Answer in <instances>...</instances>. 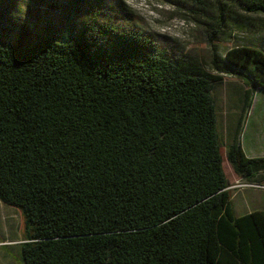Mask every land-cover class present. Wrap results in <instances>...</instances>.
Here are the masks:
<instances>
[{"label":"trees","instance_id":"1","mask_svg":"<svg viewBox=\"0 0 264 264\" xmlns=\"http://www.w3.org/2000/svg\"><path fill=\"white\" fill-rule=\"evenodd\" d=\"M130 15L123 0H0V202L31 226L22 264H264V210L234 214L212 96L223 74L245 84L225 158L264 175L240 145L264 51L196 60Z\"/></svg>","mask_w":264,"mask_h":264},{"label":"rangeland","instance_id":"2","mask_svg":"<svg viewBox=\"0 0 264 264\" xmlns=\"http://www.w3.org/2000/svg\"><path fill=\"white\" fill-rule=\"evenodd\" d=\"M131 15L128 21L120 18V24L140 33L151 34L159 44L173 48L179 55L191 56L196 60H209L212 48L223 57L235 46H253L264 51V14L245 12L236 0H123ZM63 4V3H62ZM61 4V5H62ZM57 9L62 11L61 7ZM222 15L220 28L213 32L218 16ZM103 15L114 12L102 8ZM58 18V17H57ZM15 35L10 36L13 42ZM212 43L214 46L212 47ZM209 71H214L209 67ZM246 86L236 75H222L215 84L212 96L216 102L217 131L222 152V169L230 190L241 189L245 194L256 191V187H230L239 181L226 160L227 146L232 142L238 124ZM253 106L244 120L240 134L241 147L246 155L262 154L264 140L257 142V130L264 127V90L252 94ZM264 129V128H263ZM259 156V155H258ZM262 174L256 178L262 180ZM230 201L235 213L240 215L248 209L241 200ZM31 226L23 223L15 207L0 202V264H22L19 243L29 236Z\"/></svg>","mask_w":264,"mask_h":264},{"label":"crops","instance_id":"3","mask_svg":"<svg viewBox=\"0 0 264 264\" xmlns=\"http://www.w3.org/2000/svg\"><path fill=\"white\" fill-rule=\"evenodd\" d=\"M252 106H253V100H252V104H251L250 110L252 109ZM263 114H264V112H263ZM262 119L264 120L263 116H262ZM263 128L261 127V128H259L257 130V139H258L257 142L258 143H262V140H264V129ZM258 155L259 156H264V152H262V154H258ZM258 155L254 154V155L249 156V157H254V156L259 157ZM256 177H258V175ZM262 177H263L262 180L264 182V175H262ZM239 179H243V178L239 177ZM251 190L253 192H251L250 194H245V192H243V191H246V190H241V189H239V190L238 189L231 190V191H233V197L234 198H236L238 200H241V203L243 205H244V203L248 204V209L245 212H243L242 214H240V215H243L245 213L251 212L253 210H255V211L256 210H264V191H256L254 189H251ZM233 208H234V206H233ZM235 212L236 211H235V208H234V214L236 216H240V215L236 214Z\"/></svg>","mask_w":264,"mask_h":264},{"label":"built area","instance_id":"4","mask_svg":"<svg viewBox=\"0 0 264 264\" xmlns=\"http://www.w3.org/2000/svg\"><path fill=\"white\" fill-rule=\"evenodd\" d=\"M248 183H256V189L263 190L264 191V182L258 181L256 178L247 179L244 182L239 183V181H235L234 184H239L240 187H244V185H247Z\"/></svg>","mask_w":264,"mask_h":264}]
</instances>
